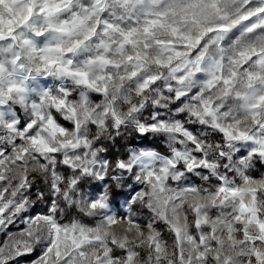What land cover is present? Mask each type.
<instances>
[{
  "label": "snow or ice",
  "instance_id": "obj_1",
  "mask_svg": "<svg viewBox=\"0 0 264 264\" xmlns=\"http://www.w3.org/2000/svg\"><path fill=\"white\" fill-rule=\"evenodd\" d=\"M0 233V264H264V0H0Z\"/></svg>",
  "mask_w": 264,
  "mask_h": 264
},
{
  "label": "rangeland",
  "instance_id": "obj_2",
  "mask_svg": "<svg viewBox=\"0 0 264 264\" xmlns=\"http://www.w3.org/2000/svg\"><path fill=\"white\" fill-rule=\"evenodd\" d=\"M49 83H51V82H49ZM140 145L143 146L146 144H140ZM33 192H35V189H33ZM41 207H42V204H36L32 209H30V211L28 213L25 214V216L41 212ZM24 226L25 225L23 223H21L20 221H17L15 224L9 226L8 231L15 233V232H18L20 229H22ZM163 229L167 230L166 228L161 227L160 228L161 232ZM5 238H6V234L0 233V241H3ZM164 239H165V237H164ZM42 250H43L42 246H37L31 254L25 255L22 258H20L19 264H32V262L34 260H36L42 254Z\"/></svg>",
  "mask_w": 264,
  "mask_h": 264
},
{
  "label": "trees",
  "instance_id": "obj_3",
  "mask_svg": "<svg viewBox=\"0 0 264 264\" xmlns=\"http://www.w3.org/2000/svg\"><path fill=\"white\" fill-rule=\"evenodd\" d=\"M150 140H151V138H149V140H146V141L133 140L132 144H130L129 147H131L133 144H148ZM157 147H160V146L157 145ZM160 150L163 152L164 148L160 147ZM43 211H46V206L44 204H42V207H41V212H43ZM163 230H162V232H163L162 234L164 235L165 239L168 241L169 244H172L173 238L169 235L167 230H164V231Z\"/></svg>",
  "mask_w": 264,
  "mask_h": 264
}]
</instances>
